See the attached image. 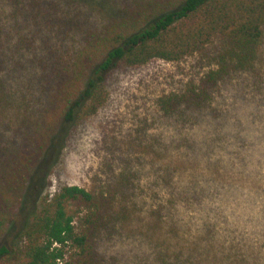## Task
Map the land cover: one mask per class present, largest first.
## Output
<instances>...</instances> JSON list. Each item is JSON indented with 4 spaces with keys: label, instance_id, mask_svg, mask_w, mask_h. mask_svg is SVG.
<instances>
[{
    "label": "rangeland",
    "instance_id": "374dc122",
    "mask_svg": "<svg viewBox=\"0 0 264 264\" xmlns=\"http://www.w3.org/2000/svg\"><path fill=\"white\" fill-rule=\"evenodd\" d=\"M54 1L59 6L51 10L53 19L42 21L39 15L23 27L28 43L15 48L13 56L22 69L9 72L10 84L26 92L29 107L54 88L47 76L52 73L50 50L77 41L82 28L123 16L133 0ZM67 12L77 20L63 27ZM7 43L2 40L0 50ZM213 66L205 55L116 66L108 76V100L95 114L67 125L56 140L59 145L39 166L42 179L30 181L11 240L20 219L44 197L63 185H80L113 197L114 208L120 191L130 196L127 211L96 236L94 264H164L161 245L148 227L162 204L163 245L171 249L186 239L195 241L200 233L198 259L186 264H264V37L252 68L222 80L206 108L180 116L167 115L159 106L160 97L182 92ZM21 117L0 110V176L5 159L21 150V131L30 130ZM124 176L130 187H119ZM196 187L201 190L194 196ZM210 224H215L213 232H204ZM169 225L186 235L183 241Z\"/></svg>",
    "mask_w": 264,
    "mask_h": 264
},
{
    "label": "trees",
    "instance_id": "16d2710c",
    "mask_svg": "<svg viewBox=\"0 0 264 264\" xmlns=\"http://www.w3.org/2000/svg\"><path fill=\"white\" fill-rule=\"evenodd\" d=\"M0 2V42H9L0 50V69L5 70L0 72V110H14L28 123L26 126L30 125V130L21 131V150L5 159L0 176V264H15L17 257L19 264H94L96 236L127 211L130 196L120 191L121 201L114 208L113 197H106L103 191L63 185L20 219L11 240L30 181L38 176L42 179L39 166L59 145L56 140L62 138L67 125L95 114L108 100V76L118 65L138 66L153 59L180 61L205 55L215 66L199 82L187 83L182 92L160 97L159 106L167 115L180 116L206 108L222 80L255 64L264 37V0H133L123 16L82 28L77 41L50 50L52 73L47 76L54 88L46 99L39 97L37 105L30 107L26 92L10 84L9 72L22 69V64L13 58L15 48L28 43L23 27L29 25L30 19L41 15L42 21L51 20V10H57L59 5L54 0ZM74 15L65 14L63 27L77 20ZM129 184L126 176L119 180V187L127 188ZM200 190L194 188V196ZM179 193L186 194L182 190ZM163 209L164 204L153 210L158 216L148 224L163 257L172 252V258H164L163 263L195 261L200 233L195 241L186 239L185 244L175 243L171 249L161 243L167 239L161 238L166 222L162 221ZM169 226L170 232L177 233V240L186 236L177 226ZM214 229L215 224H210L204 232ZM184 248L187 253L191 250L189 254L184 253Z\"/></svg>",
    "mask_w": 264,
    "mask_h": 264
}]
</instances>
